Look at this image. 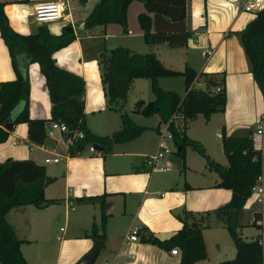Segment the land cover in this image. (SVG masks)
Wrapping results in <instances>:
<instances>
[{
	"label": "crops",
	"instance_id": "obj_1",
	"mask_svg": "<svg viewBox=\"0 0 264 264\" xmlns=\"http://www.w3.org/2000/svg\"><path fill=\"white\" fill-rule=\"evenodd\" d=\"M2 1L8 22L14 30L28 33L36 29L39 21L33 18L32 6L40 0ZM58 1L64 6L62 17L39 24L44 23L52 34L67 30L74 35L66 45L54 50L52 57L59 66L82 79L84 122L92 132L100 134L99 128L110 129L108 128L110 117L102 113L108 107L101 88L97 64L99 49H91L88 41L90 35L97 33L93 31L89 34L86 29H82L81 24L96 0ZM133 1L127 5L126 15ZM243 2L244 0H184V24L192 31V35L183 46L168 47L162 42L154 45L153 51L166 67L178 71L183 70L185 65L192 68L196 72L193 82L195 86L203 87L199 75L201 71L223 74L226 96L224 109L212 112L205 121L213 124L216 137L221 139V135L217 133L249 135L253 147L263 150L264 128L262 133H257L256 125L264 126V95L252 78L237 35L238 30L254 17L255 12L242 10ZM127 19L130 23V16L127 15ZM93 27L101 31L100 35L104 39L120 37L119 27L113 23ZM125 31L131 34L127 29ZM113 43L115 42L110 45L113 46ZM122 45L135 49L136 44ZM162 45L167 48L161 47ZM204 47L213 49L210 56L204 57L201 54L200 51ZM158 51L164 52L165 57L162 58ZM19 59L21 64L26 60L23 54ZM26 74L28 114L30 117L48 118L50 103L44 77L37 62L27 63ZM14 77L7 48L0 37V81ZM198 114L191 121L195 120ZM159 124V119L155 127L153 124H145L153 134L150 138L152 150L158 146L159 139L153 129L157 131L156 127ZM26 129L25 122L12 126L7 138L0 142V161L6 157L30 158L43 164L45 173L53 177V180L44 186V196L51 199V202L42 206L18 205L10 208L5 214L16 236L21 239L19 247L27 264H49V258L53 259L39 246L42 243L39 238L46 234L51 224L55 226V217L47 208L56 203L54 200L56 197L62 199L61 203L67 213L70 211L71 213L65 214V222L69 227L60 229L61 226H58L60 233L56 234L55 238L59 241L61 254L59 258L54 256L53 264H74L90 249L92 239L87 233L92 222L98 224L100 208L97 200L92 201L84 197L93 195H103L107 205L103 243L98 248L92 264H178L180 252L172 254L170 248L143 242L139 235L136 240H129L127 234L130 229L135 226L139 232L141 227L146 226L158 238H167L181 227V221L175 216V212L181 207L192 211L211 210L226 202L231 194L229 188L216 185L217 173L205 169L204 162L201 170L186 162L187 170L182 174L169 172L170 168L166 165L167 169L158 170L165 173L153 175L154 169H151L146 161V153L152 150H125L123 149L125 142L117 141L111 144L108 151L101 147H96V151H90L84 147L80 152L70 155L67 152L68 138L64 132L57 131L53 134L52 130L47 134L43 144L35 145L28 143ZM189 129L190 124H186L185 133L188 136ZM49 138L52 141H48ZM196 138L204 143L203 137ZM12 141L15 143L12 144ZM51 155H59V161H43L45 156ZM223 156L226 160L224 153ZM164 157L165 155L160 160ZM192 174L196 175L192 177ZM53 182H56V185L53 186L55 184ZM51 187L57 191L55 194L48 193ZM65 199L71 201L73 208L66 207ZM248 205L246 199L241 212H246L249 216L253 205L251 204L249 208ZM210 226L207 223V226L201 229L204 244L203 231ZM57 235L60 238H57ZM31 240L38 241L37 246L34 249L24 248V244L28 245ZM207 256L206 251V257L196 260L195 264L205 260Z\"/></svg>",
	"mask_w": 264,
	"mask_h": 264
},
{
	"label": "trees",
	"instance_id": "obj_2",
	"mask_svg": "<svg viewBox=\"0 0 264 264\" xmlns=\"http://www.w3.org/2000/svg\"><path fill=\"white\" fill-rule=\"evenodd\" d=\"M130 1L132 0H96L83 19L82 29L118 23L122 31H125L126 9ZM141 1L144 9L136 14V18L149 50L137 52L118 45L100 51L97 56L106 106H117L122 118L119 130L101 135L92 132L84 122L82 79L59 66L52 57L54 50L66 45L74 37L72 32L62 30L59 34H52L46 25L41 23L32 32L20 33L10 26L3 9L4 1L0 0V37L7 48L15 73L13 79L0 81V142L7 138L10 130L3 127L4 124L9 123L12 128L16 123L25 122L28 143L41 145L48 134L49 123L59 121L70 128L69 131H63L65 136H69L74 129L83 132V136H75L68 144L67 152L70 155L80 152L88 144L108 151L113 142L125 140L141 130V126L128 119L120 107L133 79L148 78L154 97L146 102L136 99L135 109L143 114L156 113L160 122L167 121L173 150L181 157L186 145L198 151L204 157L206 167L217 173L216 185L229 188L231 194L226 202L211 210L192 211L181 207L175 212V216L182 223L181 227L167 238L160 239L143 226L137 233L139 239L167 249L176 246L180 252L178 264H195L196 260L206 257L201 229L207 226V223L202 224L200 217L211 212L221 218L235 248L232 258L223 259L218 264H261L262 251L257 240L242 238L236 228L239 224L238 216L250 195L256 175L264 168V149L254 148L249 135L221 133V148L227 162L224 165L205 153L197 139L185 133L187 121L193 119L197 113H202L207 119L212 112L224 109L226 96L223 74L201 71L199 75L203 87H199L193 83L196 72L189 66L185 65L181 71L166 67L156 56L153 46L162 42L168 47L186 44L192 31L184 24V0ZM237 35L252 78L264 95V6L238 30ZM21 54L26 59L22 64L19 59ZM33 61L37 62L44 77L50 103L48 118L30 117L28 114L26 65ZM174 73L183 76L182 97L174 90L158 86V76ZM217 85L220 89L214 91ZM174 112L181 115V120L169 119ZM50 180L44 165L30 158L6 157L0 161V264H27L19 247L21 239L16 236L5 214L10 208L18 205L42 206L51 202V199L44 196V186ZM84 198L99 202V222H92L87 233L92 239L90 249L99 248L104 239L107 203L103 195Z\"/></svg>",
	"mask_w": 264,
	"mask_h": 264
},
{
	"label": "rangeland",
	"instance_id": "obj_3",
	"mask_svg": "<svg viewBox=\"0 0 264 264\" xmlns=\"http://www.w3.org/2000/svg\"><path fill=\"white\" fill-rule=\"evenodd\" d=\"M129 7L130 8H128L127 15L128 17L130 16L131 22L129 23V20L127 19V15H126L125 30L126 29L130 30L131 34L126 33V31H122L120 24L113 23L114 25H117L119 27L118 34L120 35V37L104 39L102 35H100L101 31L99 29H94V27H90L85 31L88 32L89 34L92 33L93 31H96L97 33L96 35L93 36L90 35L91 38L88 40L89 47L91 49L93 48L95 50L99 49L98 52H100L103 50L112 49L114 45L127 47L126 45H122L124 43H127V44H136L134 45L135 49L132 50H135L137 52H145L149 50V46L145 43L143 39L142 30L140 29L136 18V14L144 9L143 4L141 3V0H134L133 4H131V6ZM112 42H115L113 43L114 44L113 46L110 45V43L112 44ZM117 42H123V43H117ZM161 47L167 48V46L165 45H162ZM158 52L162 58L165 57L164 52L161 51ZM157 83L158 86L161 87L162 89L174 90L175 92L178 93L180 97H182L184 94L183 80H182V75L180 73L160 75L157 77ZM153 97L154 95L153 92L151 91L150 81L148 78L136 77V79L135 78L133 79L132 85L129 88L126 98L123 101V104L120 107V109L126 114L127 118L130 119L134 124L141 126V130H139V132L133 134L132 136L126 138L125 140L121 141V142H125L123 144V149L133 150V151H141L143 149L152 150L150 138L152 137L153 134L149 132L148 125L153 124V126L155 127L157 120L158 119L160 120V118L156 113L143 114L137 111L135 109L134 102L138 98L141 99L143 102H146L148 100L153 99ZM102 113H104V115H106L107 117H110V120L108 122V126H109L108 128L110 129L99 128L98 130H100L99 131L101 132L100 134L104 135L105 134L104 132H107L106 134H110L111 132H113L112 130L121 128L122 118L120 116V110L117 108V106L116 108H107V110H105ZM191 120L192 119L187 121V124H190V129L189 131L187 130V133L190 135V137L192 138L194 137L195 139H197L196 138L197 136L203 137L204 143H202L201 141L199 142L202 144L205 153L209 154L214 160L218 162L223 161L224 162L223 164L226 165L227 162L221 150V144H220L221 139L216 137L215 135L216 129L213 126V124H210L209 122L205 121V118L203 119V116L200 113L198 114L195 120L193 121ZM153 121L154 123H152ZM103 130H108V131H103ZM53 131H54L53 134H55L58 130L53 129ZM153 131L157 135V138L159 139L160 133L164 131V123L160 122L158 126V130L156 131L153 129ZM48 141H52V140L49 138ZM170 146L174 149V145L172 142H170ZM155 149L149 151V153L146 154L149 155L154 153ZM159 162H161V164L163 163L164 165H168L170 168L169 172L171 173L180 172L182 174L184 170H187L185 167L186 162L191 166L195 168H199V170H201L203 168V162L205 163V160L204 157L198 151L192 149L189 145H186L184 149L183 157H181L180 154L176 153L173 150L172 152L166 154L165 157ZM205 169H207L206 166ZM162 173L165 172H160L156 169L152 171L153 175H161ZM210 173L212 175L214 174L212 171ZM195 175L196 174H192L191 176L193 177ZM49 177H51V180L49 181L51 182L53 180V177L52 176ZM53 183H52L53 186L56 185V182ZM56 192L57 191H55L53 187L49 188L48 190V193L50 194H55ZM54 200L56 201L55 204L57 205L55 204L50 205L47 208V211H49V213H51V215L55 217V226L51 224V227L47 229L46 234H44L39 238V240H41L42 242L41 245L39 246L45 250V252L49 255V257L53 259L55 255L59 258L61 254V251L59 250L60 247L59 241L55 238L56 234L60 233L58 231V226H61L63 228H68L69 226L67 222H65V214L67 215L71 213V211L67 213L65 206L61 203L62 199L56 197ZM250 201L251 198H248L247 205ZM251 204L253 205V207L250 208V213L251 210H253L254 208L256 209L258 207L253 202L250 203V205ZM250 205H248L247 207L248 208L251 207ZM250 213L248 216L246 212H241L238 216L239 224L236 229L239 235L244 239L253 238L256 232V229L251 224L252 213L251 214ZM200 222L202 224L208 223L211 226L204 229L203 231L205 244H206L205 249L207 251L208 256L205 260L198 262V264H218L219 261L223 259L232 258L235 251L234 244L228 232L226 231L221 218L210 212L201 215ZM37 244L38 241L31 240L28 245L24 244V248L34 249V247H36ZM53 259L49 258L50 260L49 264H53Z\"/></svg>",
	"mask_w": 264,
	"mask_h": 264
},
{
	"label": "built area",
	"instance_id": "obj_4",
	"mask_svg": "<svg viewBox=\"0 0 264 264\" xmlns=\"http://www.w3.org/2000/svg\"><path fill=\"white\" fill-rule=\"evenodd\" d=\"M264 6V0H244L241 4V9L244 11L256 12L260 8ZM64 10L63 3L58 0H40L33 3L32 6V15L36 21L39 22H46L50 20L60 19L62 17ZM130 32V30H127ZM201 54L204 57H208L212 54L213 49L211 47H204L201 49ZM220 86H215L214 91H218ZM178 119L181 120V115L179 113H172L169 119ZM168 122H164V131L159 135V142L158 146L154 153L149 154L146 156V161L150 164L151 169L156 170H164L167 169V166L164 164L159 163V160L166 154L173 151V148L170 146L171 140V132L167 128ZM264 126L262 124L256 125V132L262 133ZM53 129H57L59 132L69 131L70 128L64 122L59 121H51L49 126L47 127V133L50 134ZM220 136V133H217ZM83 136V132L79 129H74L72 133L67 136L68 142L71 143L73 138ZM15 141H12L14 144ZM68 143V144H69ZM87 149L90 151H96V148L92 144H88ZM59 155H51L45 156L43 158L44 162L48 161H59ZM248 198H251L250 203H255L258 207L252 211L251 217V224L256 229L254 237L258 244L261 247L262 257H261V264H264V168L260 170V172L256 175L255 181L250 188V195ZM247 198V199H248ZM65 205L68 208H73L71 201L65 199ZM62 229V227H60ZM138 228L132 227L130 232L127 234V238L129 240H136ZM57 238H60L57 235ZM170 253L176 254L179 253V249L175 246L170 248Z\"/></svg>",
	"mask_w": 264,
	"mask_h": 264
},
{
	"label": "water",
	"instance_id": "obj_5",
	"mask_svg": "<svg viewBox=\"0 0 264 264\" xmlns=\"http://www.w3.org/2000/svg\"><path fill=\"white\" fill-rule=\"evenodd\" d=\"M81 24H83V22ZM68 29L71 30L70 27H68ZM3 127H5L6 129H11V125L9 123L4 124ZM97 253H98V248L93 247L88 252H86L83 256H81L74 264H92Z\"/></svg>",
	"mask_w": 264,
	"mask_h": 264
}]
</instances>
